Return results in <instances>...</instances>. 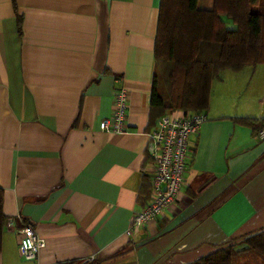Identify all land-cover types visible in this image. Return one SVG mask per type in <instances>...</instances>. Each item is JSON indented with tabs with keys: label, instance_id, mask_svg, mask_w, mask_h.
Masks as SVG:
<instances>
[{
	"label": "crops",
	"instance_id": "crops-1",
	"mask_svg": "<svg viewBox=\"0 0 264 264\" xmlns=\"http://www.w3.org/2000/svg\"><path fill=\"white\" fill-rule=\"evenodd\" d=\"M159 7L0 0V264H195L264 231V141L254 133L259 124L236 123L264 120L258 65L224 71L212 84L175 204L126 236L147 203L153 166ZM120 88L128 92V132L103 133ZM26 225L46 244L31 262L18 252Z\"/></svg>",
	"mask_w": 264,
	"mask_h": 264
},
{
	"label": "trees",
	"instance_id": "trees-1",
	"mask_svg": "<svg viewBox=\"0 0 264 264\" xmlns=\"http://www.w3.org/2000/svg\"><path fill=\"white\" fill-rule=\"evenodd\" d=\"M259 1L213 0L212 8L203 10L198 0H160L151 118L158 116L157 120L167 110L204 113L209 109L212 84L221 80L224 71L264 65V15L251 12ZM224 19L234 26L232 30ZM236 123L251 128L259 124L256 135L264 128V120L238 119ZM149 196L147 181L146 202ZM1 205L0 190V249L6 222ZM244 245L241 251H257L264 257V231L245 239ZM234 248L195 264H235Z\"/></svg>",
	"mask_w": 264,
	"mask_h": 264
},
{
	"label": "built area",
	"instance_id": "built-area-1",
	"mask_svg": "<svg viewBox=\"0 0 264 264\" xmlns=\"http://www.w3.org/2000/svg\"><path fill=\"white\" fill-rule=\"evenodd\" d=\"M128 92L117 89L112 96V114L100 123V131L108 134H127ZM207 120L203 112H186L181 116L167 113L161 116L150 135L148 155L153 161L149 174L150 196L144 208L132 215L128 238L139 233L146 225L154 222L169 207L175 204L185 182V170L191 141L200 126ZM264 141V128L257 134ZM11 222L6 224L7 227ZM18 252L27 262L37 259L45 248V241L35 229L24 226L19 232Z\"/></svg>",
	"mask_w": 264,
	"mask_h": 264
},
{
	"label": "rangeland",
	"instance_id": "rangeland-1",
	"mask_svg": "<svg viewBox=\"0 0 264 264\" xmlns=\"http://www.w3.org/2000/svg\"><path fill=\"white\" fill-rule=\"evenodd\" d=\"M211 0H198V8L206 10L207 5L210 4ZM251 12L254 14L264 15V0H260L258 5H255L251 8ZM226 22L227 28L232 30L234 26L230 23V21L224 19ZM248 68V66H246ZM251 69H246V72H250ZM245 248L244 242L239 244V246H235L234 259L233 262L235 264H264V257L257 251L253 250H244Z\"/></svg>",
	"mask_w": 264,
	"mask_h": 264
}]
</instances>
